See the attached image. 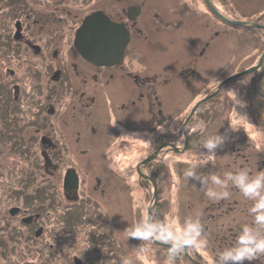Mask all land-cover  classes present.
<instances>
[{
	"label": "flooded vegetation",
	"instance_id": "obj_1",
	"mask_svg": "<svg viewBox=\"0 0 264 264\" xmlns=\"http://www.w3.org/2000/svg\"><path fill=\"white\" fill-rule=\"evenodd\" d=\"M1 1V6L5 7L13 1L6 12L7 16L13 13L11 34L0 40V67L7 69L4 77L0 76V101L5 111L0 112L12 118L10 133L30 130V135L26 134V146L35 145L41 155L50 158L45 174L52 180L60 178L64 200L80 199L82 203L86 198L96 204H111L110 201L118 198L119 205L126 203L133 208L136 200L133 198H137L133 193L134 187L124 179L126 175L134 179L133 175L138 173L139 188H151L155 196L150 205L151 221L169 223L170 220L163 217L167 212H163L159 199L160 189L164 186V169L174 166L177 157L175 148L184 144L187 138L190 145L197 135V130L190 127L197 110L181 130V103L188 106L191 100H195L196 104L202 99L203 96L199 95L192 98L195 91H207L209 88L214 91L213 80L219 74L223 76L228 63L233 60V57L229 60L228 45L225 44L227 40L232 43L242 41L244 27L226 21L223 25L229 31H226L227 38L207 28L210 36H206L198 52L184 57L180 49L188 46L193 36L192 33L185 35L186 32L181 30V26L185 28L184 21H193L189 23L193 31L195 16L205 12L207 18L213 17L215 21L211 23L214 26L209 24L208 27L216 28V22L219 23L212 9V13L206 9L203 1L207 4V0H186L188 2L183 7L181 0L177 5L171 4L172 0H36L34 4L32 0ZM212 3L222 11L215 0ZM195 4H199V9L203 11L196 10ZM96 12H102L121 27V34L127 35L128 40L122 50L118 51L116 43H113L105 54L101 47L95 46V52L85 56L77 48L78 30L86 17ZM203 34L202 31L197 41L202 40ZM102 38L109 41L107 36ZM88 39L90 37H84V41ZM110 39L118 41V36L112 35ZM212 43L221 47L219 57L214 55L219 58L217 63L209 57L214 54L209 50ZM194 46L197 48V44ZM258 58L252 59L250 67L257 64ZM138 139H141L140 143L131 145ZM142 145L147 149L143 150ZM133 146H136L134 152ZM246 146L250 155L245 159H255L259 167L262 150L251 142H247ZM233 149L237 151V155L233 156L235 159L246 155L242 152L244 149ZM143 153V160L153 159L147 164L140 162L135 165V171L132 170L135 167L131 164L133 156L139 157ZM84 154L92 155V164L83 162L81 155ZM231 158L232 155L230 161H226L225 170L228 167L232 169L225 173L243 170L238 169L236 163L233 165ZM68 172H72L74 178L67 177V180ZM86 173H92L95 184L85 183ZM66 182L68 186L65 188ZM225 190L229 196L209 202L201 214L200 223L207 222L204 234L214 232V242L206 238L208 244L203 250L190 247V264H215L218 254L235 244L243 227L253 224L248 206L254 202L241 198L234 185L229 184ZM228 202L235 204L234 212H219ZM150 206L144 217L148 216ZM194 208L197 207L192 206L189 211L196 214ZM100 209L98 213L102 218L110 219L108 235L115 246L126 247L129 227L123 233L112 220L127 216L130 221L138 218L133 212H127V216L126 212L121 213L122 207L118 208L120 213L115 214H120V218L110 216L104 206ZM178 215L181 220L176 226L186 221H183L179 206ZM227 215L230 218L227 219ZM137 224L133 222V225ZM150 242L152 244L145 240L144 246H158L152 240ZM182 252L185 253V249ZM263 258L264 255L251 264H261Z\"/></svg>",
	"mask_w": 264,
	"mask_h": 264
},
{
	"label": "rangeland",
	"instance_id": "obj_2",
	"mask_svg": "<svg viewBox=\"0 0 264 264\" xmlns=\"http://www.w3.org/2000/svg\"><path fill=\"white\" fill-rule=\"evenodd\" d=\"M35 1L36 0H32V4H34ZM212 1L210 2L212 6H214L215 4H213ZM186 2L188 1L181 0L182 7L186 6ZM203 2L206 5V9L212 13L210 10L211 7L207 6L208 3L206 4L205 1ZM2 3L3 1L0 0V40L4 36L11 34V25L13 24V13L8 16L6 15L13 1L7 3L8 7H5V5L1 6ZM215 3L222 9L220 13L222 15L224 14L228 19L235 18L244 21L254 20L264 23V0H215ZM171 4L177 5L178 0L176 2L172 0ZM197 5L195 9L203 11L199 9L200 5ZM212 14L216 17V21L219 22H216V28L208 27L209 24L214 26L211 24L214 18L210 16L207 18L208 14L205 12L201 14L198 13L195 16L196 20L194 22L193 31H191L192 29L189 25V23L191 24L193 21H184L183 25L185 28L181 26V30L186 32L184 34L188 35L192 33L193 36L197 34L195 41H192L194 37L191 36L190 43H188L189 45L181 47V54L184 57H188L189 53L198 52L206 36H210V34L207 33V28L214 34L218 36L221 34L222 37L227 38L226 35L229 31L223 25L226 23L225 18L214 13ZM202 31L204 33L202 40L197 41ZM216 31L220 33H216ZM222 40L224 39L222 38ZM194 44H197V48ZM225 45H228L227 55L229 60L231 57H233V60L228 63L227 72H225L223 76L219 74L217 78L213 80L212 86L214 91L209 90V88V92L207 90L195 91L192 93V98H197L198 95L205 97L206 94V96L208 95L209 97L208 99H211L197 107V111L195 110L196 114H194V118L190 124L191 129H197V136H200L201 139L197 138L198 143L196 144H194L193 140L184 153H176L177 157H175L176 162L174 166L172 165L164 169V186L159 192L160 207L163 206V212H167V215L163 214V217L165 216L167 221L170 220L169 222L174 226L181 220V216L178 215V206L180 207L183 221H187L189 218L202 222L201 214L205 205L219 199L209 198L204 190L207 185H202L200 180L186 177L185 174L193 163L197 164L195 171L197 175L201 177L210 175L223 177L226 171L232 169L228 167L227 170H225L227 166L226 161H230V155H232L231 163L233 165L236 163L238 169L247 170L250 176H255L258 171H264V109L261 106L262 102L264 104V95L261 93L259 94V92H264L260 87L261 82L259 81L260 77L264 79V75H260L257 71H253L250 77H241L243 70L250 67L252 59L257 58L263 50L264 32L258 28L244 27L242 41L232 43L227 40ZM223 49H225V46L222 48V51ZM209 50L212 54L214 53L212 56L209 55V57H211L210 59L213 57L214 63L219 62V58L216 59V57H219L221 47L212 43ZM214 55L217 56L215 57ZM12 66L13 65H7V67ZM5 72H7V69L4 70L0 67L1 77H4ZM235 73L236 75H234ZM231 75L234 76L227 81L229 78L226 79V77ZM256 83L258 88L255 91V89L250 88V86H255ZM182 94H184L183 91ZM261 96L263 98L262 101L260 99ZM183 103L184 102L181 103L180 110V117H182L180 122L181 130L185 127L187 119L193 116H191V112L189 113V111H191L192 108L194 110L195 100H191L188 106H184ZM1 110L2 102L0 101V111ZM25 110L27 111V109ZM6 115L7 113H5L4 116L0 113V131L10 133L12 131L10 128H12L13 122L11 116L8 117ZM29 133L30 130L25 129L21 130L19 134L13 133L12 136L28 138L26 134ZM217 135L222 136L224 142L214 150V155H218V157L209 159L208 155L212 153H209V150L204 148V144L206 140L215 138ZM140 140L141 139L134 140L131 145H135L136 142L140 143ZM247 142H251L253 145L257 146L259 150H262L259 167L255 159H250L249 161L245 159L246 156L250 155L248 147L246 146ZM22 144H24V142ZM139 147H141V145ZM238 147L244 149L245 151L242 152L246 155L235 159L233 156L237 155V151H234L233 148ZM142 149L145 150L147 147L142 145ZM217 150L220 152L217 153ZM134 151H136V146H133L132 152ZM74 153L75 152H73V155ZM78 156L80 155L78 154ZM81 156L84 163H88L89 165L92 164L94 160L92 155L84 154ZM143 157H145L144 153L137 158H133L131 164L134 166L139 165L140 162L147 164V161L143 160ZM258 158L259 157H257V160ZM167 159L166 156L165 160ZM136 166L132 170L135 171ZM29 167L31 169H29ZM141 171H143V169ZM91 174L92 173H86L85 183L95 184V179ZM126 177L127 178L124 180L132 184L134 187L133 193L137 197L133 198L134 195L132 196L133 199H136L133 202L134 204H132L133 208L126 203L119 205L117 202L118 198H115L114 201H110L111 204H96L92 203V200H86L85 198L82 203L78 202L75 205L72 204L74 206L73 208H78L80 213L73 215L71 219L66 222L65 218L69 215L67 207L71 205V200L65 201L63 199L59 177H55L56 179L53 180L50 178L47 179L44 169V157L40 155L36 146H18L15 138L3 144L0 149V225L6 223L7 227L6 229L4 228V230L0 228V264H168L169 246H144L141 239H137L131 234L132 229L135 227L133 222L140 223L142 221V216L143 219L146 217H144V215L147 213V207L152 204V201H155V196L153 194V189L142 190L139 188L137 185V179L139 178L138 173L133 175L134 179H130L127 175ZM211 187L217 192L224 191V189H221L219 186L211 185ZM23 189V192L30 196L26 199L24 207L30 210L34 208L36 212L41 214L40 220L35 222L31 227L22 226L20 225L19 218L12 219L8 213L6 215L8 207L14 204L20 205L21 199H18V193H16L15 190L22 191ZM136 189L138 190L136 191ZM236 193L241 198L243 197L240 192L236 191ZM190 200L192 201L189 202ZM17 201H19V203ZM73 202L75 203V200ZM141 203L143 204L142 206L139 205ZM243 203L244 208H246V202L244 201ZM241 204L242 202H240V206ZM153 205L155 204L153 203ZM171 205H173L172 208ZM102 206H104L105 212H108L110 216H116L117 213H120L118 208L122 207L121 213L126 212L127 216V212H133V215L138 218V220H136L132 214H128L134 217V221H130L128 216L123 218L126 219L125 221L123 219H111L119 225L123 233L125 229L129 227V231H127L126 247L121 249L115 246L114 241L108 235L111 222L106 218L103 219V216L98 213L99 210H102L100 209ZM192 206L197 207L194 208L196 214L193 211H189V209H192ZM234 206L235 204L233 202H228L225 204V208L223 207L219 212L222 211L223 213L230 214L234 212L232 211L235 210ZM248 207L250 209L252 206ZM240 210L243 211L241 208ZM116 217L120 218V214ZM228 218H230V215H227V219ZM8 221L9 223H7ZM206 223L207 222L202 223L203 234L205 233L204 228L206 227ZM37 225L44 226V231L40 237L35 238L33 231ZM179 225L180 226L177 225L176 227L182 228L184 224L179 223ZM219 225L222 226L221 224ZM213 233L209 234L208 232L204 234V236L213 241L215 236V233L214 235ZM36 247L39 248L38 252L35 250ZM191 251L192 249L187 247L188 256L180 252L172 261V264H190V260H192ZM261 264H264V258Z\"/></svg>",
	"mask_w": 264,
	"mask_h": 264
},
{
	"label": "clouds",
	"instance_id": "obj_3",
	"mask_svg": "<svg viewBox=\"0 0 264 264\" xmlns=\"http://www.w3.org/2000/svg\"><path fill=\"white\" fill-rule=\"evenodd\" d=\"M146 142V141H145ZM224 142V138L217 135L205 141L204 148L209 150V159L214 157V150ZM196 163L186 172V177L200 180L209 198H226L227 190L217 192L211 185L226 189L229 184L234 185L243 197L253 201L249 215L253 217V224L246 225L240 231L233 246L226 248L218 254L215 264H245L257 260L264 255V171H258L250 176L247 170L227 172L223 177L210 175L201 177L197 175ZM131 234L141 240H160L170 245L168 264H172L175 257L186 247L205 249L208 241L203 234V226L199 220H187L183 227H176L172 223L153 222L146 216L133 229Z\"/></svg>",
	"mask_w": 264,
	"mask_h": 264
},
{
	"label": "water",
	"instance_id": "obj_4",
	"mask_svg": "<svg viewBox=\"0 0 264 264\" xmlns=\"http://www.w3.org/2000/svg\"><path fill=\"white\" fill-rule=\"evenodd\" d=\"M208 5L212 8V10L216 14H218V16L225 18V20H227L229 23L241 25V26L258 27V28L264 29V25L259 24V23L233 21L231 19L226 18L214 6H212V4L209 0H208ZM121 33H123V32H122V29L119 25L111 22L109 18L102 15V12H96V13H93L92 15H89L88 17H86L82 27L78 30L77 40H78V38H79V40L78 41L76 40V45H77V48L85 56L92 55L93 52H95V46L101 47L103 49L101 51H103L105 54V53H107V51L110 50V47L112 46L113 43H116L117 50L120 51L125 47L126 42L128 40L127 35L121 34ZM112 35L118 36V41H116V40H115V42L111 41L110 37ZM85 36L90 37V39L84 41ZM100 36H101V38L99 40L95 39V38H99ZM103 36L109 37V41L103 39L102 38ZM262 65H264V53H263L262 58H261L260 63H259V66H262ZM252 70H255V68H253ZM250 71H251V69L246 71V72H250ZM262 74H264V68H263V71L260 73V75H262ZM230 79H232V77H230L227 81H229ZM253 88L256 91V89L258 88L257 83ZM261 94L264 95V93H262V92H261ZM208 98L209 97L205 98L204 100H206ZM201 102L202 101H200V103ZM200 103H198L194 107V110H192V113L196 110L197 106ZM152 158L153 157H149L148 159H146V161L148 162ZM70 176L72 177V175H70ZM76 183L77 182H75V184H74L75 186H76ZM148 216H150V217L152 216V209L149 210ZM161 244L170 246L169 244H164V243H161Z\"/></svg>",
	"mask_w": 264,
	"mask_h": 264
},
{
	"label": "trees",
	"instance_id": "obj_5",
	"mask_svg": "<svg viewBox=\"0 0 264 264\" xmlns=\"http://www.w3.org/2000/svg\"><path fill=\"white\" fill-rule=\"evenodd\" d=\"M0 113H2V112H0ZM2 115L4 116V112L2 113ZM13 138H15L16 140H17V145L18 146H22L23 144V139H22V137L21 136H19V137H14V136H12V134L11 133H6V132H4V131H0V149L2 148V146H3V144H6L8 141H10V140H12ZM23 191H24V189H23ZM30 196L27 194V196H26V199H28ZM7 213H8V209L6 210V215H7ZM71 213V212H70ZM12 217V216H11ZM69 217V216H68ZM66 220H70L69 218L68 219H66ZM7 223H9V221L7 222ZM6 227H7V224L6 223H4V224H2V225H0V228L1 229H3L4 230V228L6 229ZM12 229H14V228H12ZM36 250V249H35ZM38 252V251H37ZM28 261V260H27Z\"/></svg>",
	"mask_w": 264,
	"mask_h": 264
},
{
	"label": "bare ground",
	"instance_id": "obj_6",
	"mask_svg": "<svg viewBox=\"0 0 264 264\" xmlns=\"http://www.w3.org/2000/svg\"><path fill=\"white\" fill-rule=\"evenodd\" d=\"M260 84H261V86H260V87H261V88L264 90V79H262V81H261V83H260ZM261 104H262V105H261ZM261 104H260V105H261V106H262V108L264 109V104H263V102H262ZM137 156H138V155H136V157H137ZM136 157H135V155L133 156V158H136Z\"/></svg>",
	"mask_w": 264,
	"mask_h": 264
}]
</instances>
